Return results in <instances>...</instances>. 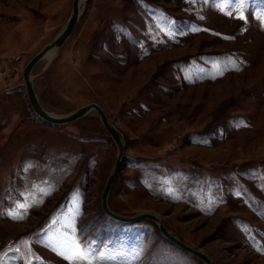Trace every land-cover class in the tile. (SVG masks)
Masks as SVG:
<instances>
[{
    "label": "rangeland",
    "instance_id": "1",
    "mask_svg": "<svg viewBox=\"0 0 264 264\" xmlns=\"http://www.w3.org/2000/svg\"><path fill=\"white\" fill-rule=\"evenodd\" d=\"M72 9L0 0V264H69V231L102 264H206L156 221L104 210L118 146L97 111L53 124L33 109L25 66ZM262 16L264 0H82L71 35L32 70L49 112L96 102L121 132L111 209L157 214L213 264H264Z\"/></svg>",
    "mask_w": 264,
    "mask_h": 264
},
{
    "label": "water",
    "instance_id": "2",
    "mask_svg": "<svg viewBox=\"0 0 264 264\" xmlns=\"http://www.w3.org/2000/svg\"><path fill=\"white\" fill-rule=\"evenodd\" d=\"M81 12V0H73V9H72V14L67 22V24L64 26L63 30L61 33L55 37L51 42L46 44L37 54H35L30 61L27 63L25 66L24 70V79H25V84H26V91L27 95L29 98V101L35 110V112L41 116L43 119L49 121L50 123L53 124H65L72 122L80 117H83L87 115L91 110L97 111L99 116L101 117V120L105 126V128L109 131V133L113 136L115 142L117 143L118 146V155H117V160L115 163V166L113 168V171L111 172L107 183L105 185L104 191H103V208L104 210L112 217L126 221V222H136L140 221L143 219H152L156 221L163 234L169 238L171 241L179 245L181 248L184 250L198 256L201 258L203 261H205L206 264H213V261L211 257L202 251L200 248H196L184 240L180 239L179 237L175 236L173 233L169 231V229L166 227L163 219L158 216L157 214L150 213V212H145L141 214H136V215H122L114 210L111 209L108 203V198L109 194L112 188V185L121 169L122 162H123V156L125 152V142L123 139V136L121 132L111 123L109 120L105 110L96 102H92L89 104H86L70 113L67 114H53L49 112L47 109L43 107L41 104L39 97L37 95V92L35 90V86L32 80V70L36 63L43 58V56L53 47H60L66 39L71 35L73 32L77 21L79 19Z\"/></svg>",
    "mask_w": 264,
    "mask_h": 264
},
{
    "label": "snow or ice",
    "instance_id": "3",
    "mask_svg": "<svg viewBox=\"0 0 264 264\" xmlns=\"http://www.w3.org/2000/svg\"><path fill=\"white\" fill-rule=\"evenodd\" d=\"M223 2L232 4L233 0H223ZM235 2L243 4L244 0H235ZM220 10L223 12L225 9L221 7ZM227 14L231 15L232 13L229 10ZM238 18L245 19L242 12ZM261 19L264 20V16H262ZM29 206L30 205L21 203L18 205V208L26 210V208ZM11 215H13V218L16 219L24 218L23 215ZM70 228L71 226L69 225V229ZM60 235V248L62 249L60 251V255L66 260H68L69 264H102V261L96 257L95 250L90 245H82L72 231H69L67 233L62 232Z\"/></svg>",
    "mask_w": 264,
    "mask_h": 264
},
{
    "label": "bare ground",
    "instance_id": "4",
    "mask_svg": "<svg viewBox=\"0 0 264 264\" xmlns=\"http://www.w3.org/2000/svg\"><path fill=\"white\" fill-rule=\"evenodd\" d=\"M81 2H82V0H81ZM63 30V29H62ZM61 30V31H62ZM61 33V32H60ZM59 33V34H60ZM58 34V35H59ZM57 35V36H58ZM58 50V47H53V48H51L44 56H43V58H47V59H52L53 58V56L56 54V51ZM31 77H32V75H31ZM32 80H33V78H32Z\"/></svg>",
    "mask_w": 264,
    "mask_h": 264
}]
</instances>
